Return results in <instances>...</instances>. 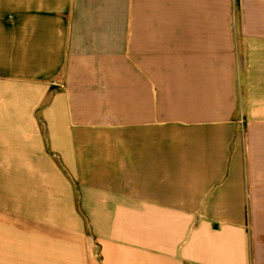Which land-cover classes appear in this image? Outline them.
Instances as JSON below:
<instances>
[{
	"label": "crops",
	"instance_id": "crops-1",
	"mask_svg": "<svg viewBox=\"0 0 264 264\" xmlns=\"http://www.w3.org/2000/svg\"><path fill=\"white\" fill-rule=\"evenodd\" d=\"M0 264H264V0H0Z\"/></svg>",
	"mask_w": 264,
	"mask_h": 264
}]
</instances>
